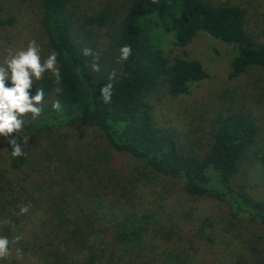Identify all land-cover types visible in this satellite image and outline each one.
Instances as JSON below:
<instances>
[{"label": "trees", "instance_id": "1", "mask_svg": "<svg viewBox=\"0 0 264 264\" xmlns=\"http://www.w3.org/2000/svg\"><path fill=\"white\" fill-rule=\"evenodd\" d=\"M251 1L0 0V28L15 27L27 11L40 30L41 55L58 53L61 76L59 84L49 72L34 81L30 96L44 91L41 114L23 116L22 131L0 136V236L12 250L20 248L38 264H155L165 254L161 245L174 243L184 253L171 262L200 264L195 243L212 242L242 220L258 229L250 249L264 246V201L247 182L250 170L264 165L257 115L246 106L260 95L250 104L216 109L201 134L193 126L177 130L157 122L150 102L156 93L185 95L207 77L200 62L182 52L197 33L231 46L229 80L264 73V13L250 14ZM125 45L131 55L117 63ZM84 48L93 55H83ZM173 48L182 53H170ZM109 82L112 98L104 103L101 89ZM15 137L25 156L12 157L8 140ZM115 152L131 160L117 165ZM142 187L164 198L173 191L210 197L224 202L230 216H199L185 227L183 213H137ZM104 201L122 209L109 219ZM25 205L29 211L19 214ZM254 254L251 264H263L264 251Z\"/></svg>", "mask_w": 264, "mask_h": 264}, {"label": "rangeland", "instance_id": "2", "mask_svg": "<svg viewBox=\"0 0 264 264\" xmlns=\"http://www.w3.org/2000/svg\"><path fill=\"white\" fill-rule=\"evenodd\" d=\"M209 1L245 5L247 0ZM255 12L264 13V0H252L250 2L249 13ZM17 18L19 21L15 27L0 28V64L4 63L9 50L14 53L21 48H26L30 40H35L37 44L41 43L39 27L36 26L32 17H28L27 11L20 14ZM255 19L256 16L253 15L251 20L254 21ZM250 25L252 24L250 23ZM98 46L101 48L100 45ZM181 49L173 48L170 53L181 54L183 52L187 58L198 60L204 67L207 77L194 86L191 85L190 91L185 95L169 97L166 94L156 93V96H150L156 121L164 125L173 126L177 130H184L193 126V129L201 134L207 128L205 127L207 119L216 109L226 105L237 106L241 102L249 103L252 96L259 94L261 98L255 104L246 106L257 115V121L260 125L257 146L260 153L264 154V73L252 70L250 72L252 73L251 76L229 80L226 72L229 60L233 54L231 46L205 33H197L183 47L182 52ZM41 58L42 60L44 59L43 55H41ZM3 156V149L0 148V169L3 165ZM114 156L117 165H127L131 160L130 156L125 153L115 152ZM212 173H214V170L210 169L205 177L211 176ZM247 182L249 191L257 199L264 201V165H258L254 170H250ZM137 192L138 199L135 202L134 207L136 209L134 211L137 213L155 211L169 218H173L174 213H179L180 215L183 213L185 217L181 215L180 222L185 227L189 226L190 222H195L199 216L211 215L215 221L222 219V217L227 218L230 216L224 202L210 197H195L181 191H173L164 198V196H158L154 193L151 187L138 188ZM104 204L107 206H104V210L109 219H112L113 214H117L119 209H122L119 204H116L115 207H110L107 201H104ZM110 204L113 205L112 203ZM238 227L241 234L237 231ZM257 230L255 224L242 220L229 233L223 234L219 232L212 242L209 240L196 242V262L200 264H251L256 257L254 251H264V246L258 245L260 242L254 244V247L250 249L251 243H248V241L250 238L256 237ZM9 248L12 252L11 257L0 260V264H38L32 256L22 254L18 257L16 251L12 250L11 247ZM161 248H163L162 251L165 254L162 253V256L157 258L155 264H175L171 262L170 257L184 253L181 246L174 243L169 244L168 247L161 245Z\"/></svg>", "mask_w": 264, "mask_h": 264}, {"label": "clouds", "instance_id": "3", "mask_svg": "<svg viewBox=\"0 0 264 264\" xmlns=\"http://www.w3.org/2000/svg\"><path fill=\"white\" fill-rule=\"evenodd\" d=\"M83 55H93L92 50L84 48ZM131 55V47L125 45L120 48V57L117 63L127 61ZM58 53L51 51L46 59L41 58V48L35 40H30L26 48H21L14 53L9 50L3 65H0V136L8 138L13 133H19L23 129V116L31 113L32 118L35 119L41 114L42 108L38 107L44 100V91L38 88L34 96H30L29 90L34 81L42 80L45 72H49L55 78V83L59 84L61 81L60 70L57 66ZM94 71H99L98 65L93 63ZM115 70L109 74V81L115 79ZM11 81L12 86L6 87V81ZM113 84L107 83L101 89V98L104 103H110L112 98ZM55 91L59 93L60 88ZM59 101L53 102V109L60 110ZM25 143L28 138H25ZM12 146V157L25 156L22 145L17 143L16 137L8 140ZM30 205L20 206L21 215L27 214ZM4 223H11L5 221ZM21 237H15L13 243H17ZM10 241L8 238L0 236V260L11 257L12 252L9 248ZM16 255H22V250L16 248Z\"/></svg>", "mask_w": 264, "mask_h": 264}]
</instances>
